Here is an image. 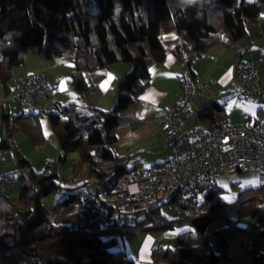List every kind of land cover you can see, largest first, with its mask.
<instances>
[{"label":"trees","instance_id":"16d2710c","mask_svg":"<svg viewBox=\"0 0 264 264\" xmlns=\"http://www.w3.org/2000/svg\"><path fill=\"white\" fill-rule=\"evenodd\" d=\"M264 16V0H0V85L3 98L13 91V70L23 63L27 54L46 61H72V83L78 94L87 92L83 73L128 63L131 68L120 80L117 100L107 112L93 109L82 113L75 103L56 105L55 111L30 109L11 115L3 110L0 120V150H11L17 164L20 191L18 201H0V254L10 264H127L123 251H111L116 235L76 232L66 225L54 224L41 199L63 187L74 191L60 204L74 205L85 184L69 186L57 183V173H37L16 149L13 137L22 132L33 147L43 144L40 119L47 114L50 128L57 138L64 161L70 152L78 154L74 174L88 167L87 176L100 184L94 193L108 190L117 177L129 170L126 162L114 157L110 146L116 132L127 119L119 116L141 88L146 86L152 61L163 57L162 36L176 28L185 33L193 46L183 39L171 43V52L186 64L200 59L215 45L233 46L248 39L247 23H257ZM245 50L237 51L239 58ZM11 82V85H10ZM196 120L207 129L227 123L226 108L217 99L207 101L196 113ZM135 170V169H134ZM238 171L240 169H237ZM14 175V174H12ZM221 189L204 194V215L192 220L198 240L187 244L178 235L174 249L156 247L150 264H230L229 240L238 231V220L244 213L257 228L249 241L248 264H264L261 240H264V185L246 187L238 193L241 211L228 216L227 225L214 231L216 246L207 238L213 218L227 206ZM56 206V210H57ZM178 219L162 216L159 209L124 227L144 228L165 226ZM104 230L114 229L107 224ZM17 250L9 251L13 248ZM43 261V262H41Z\"/></svg>","mask_w":264,"mask_h":264},{"label":"crops","instance_id":"0c3cea01","mask_svg":"<svg viewBox=\"0 0 264 264\" xmlns=\"http://www.w3.org/2000/svg\"><path fill=\"white\" fill-rule=\"evenodd\" d=\"M259 20L258 23L246 24L248 39H241L230 47L215 45L206 50L200 59L190 63L187 68L193 80L210 84V89L215 95L214 99L223 102L225 108L230 99L233 100L235 106L240 104L238 111H243V115L237 122L230 120V116L235 111L229 112L228 108H226L227 124L235 125L247 121L264 123L262 114L264 105L251 102L249 99H237L231 95V91L239 86V80L235 76L237 65L239 63H255L257 72H259L258 63L264 61V16L261 15ZM181 34H184L183 39L193 46V41L185 33ZM181 34L176 28L169 29L163 34V57L160 61L151 62L146 86L141 88L138 94L133 97L130 105L119 113V116L126 118L127 122L124 127L116 132L115 142L110 146V149L114 157L121 158L126 162L129 170L157 167L168 161L172 156V140L165 133L160 132L156 119L165 109L172 107L180 95L178 77L182 69L180 61L171 52V43L179 36H182ZM239 50H245L240 58L237 55ZM261 56L263 60L257 62V59ZM130 68L131 66L128 63L118 62L102 69L84 72L83 78L87 84V92L83 94H78L74 89L71 78V72L74 69L72 61L66 63L44 61L37 56L27 54L24 56L23 63L15 68V71L13 70V76H23L38 72L44 74L47 72L44 75L54 89L53 101L39 105L37 107L38 111H55L57 104L75 103L82 113L89 114L93 109L107 112L114 107L118 95V84ZM48 71H51L52 74ZM259 86L264 90V85H260V82ZM219 91H222L221 95H218ZM4 100L0 85V115L4 110ZM207 101L209 100L199 97L191 102L189 106L190 117L185 123V130L198 131L207 129L196 120L197 111ZM244 101L256 104V112L254 113L253 106H246L248 102ZM244 167L253 168L251 166ZM80 168L82 169V167ZM236 171L238 172V170ZM255 172L258 177L256 170ZM73 174L74 170L72 171ZM81 183H85L80 188L81 190L94 192L98 188L100 181L97 178L83 174L74 185ZM75 204L73 205L74 210ZM61 220V222L55 224L66 225L76 232L84 231L76 228L74 222H78V219L74 216V213H65L64 218ZM173 224L175 225V223ZM161 227L163 226L124 228L122 224H119L115 225L113 230L104 231L101 235H115L114 232L121 230V228L129 229L126 232L131 239L130 247H133L134 253H130L131 250L129 249H123L126 260L131 261L127 264H150L152 263V250L156 247H166L163 246L165 241L163 234L158 232L164 229ZM170 227L175 226L171 225ZM181 238L187 244L192 245L196 244L198 240V237L193 235H182ZM243 251L244 249H239V255L232 259V253L228 250L231 264H238L237 261L241 258ZM246 264L248 263L246 262Z\"/></svg>","mask_w":264,"mask_h":264},{"label":"built area","instance_id":"2783aa9c","mask_svg":"<svg viewBox=\"0 0 264 264\" xmlns=\"http://www.w3.org/2000/svg\"><path fill=\"white\" fill-rule=\"evenodd\" d=\"M186 59L184 55L180 61L179 98L156 119L160 132L172 140L171 158L157 167L120 174L108 190L98 193L80 190L75 204L79 220L87 219L94 212L103 228H107V224L119 225L120 216H129L127 224L132 225L156 209L167 212L170 205H176L180 217L192 221L204 215V194L217 188L218 175L244 166L253 167L260 184L264 185V123L247 121L235 125L226 123L215 129L185 130L191 102L199 97L215 98L209 83L193 80ZM262 60L261 56L257 62ZM235 76L239 86L231 95L264 105V90L259 86L255 63H239ZM12 85L14 98L20 104L27 103L32 112L38 111L39 105L53 101L54 89L41 72L13 76ZM221 93L219 91L218 95ZM3 162L0 154V167ZM58 165L57 158L43 162L45 173L52 172ZM79 179L80 175L76 174L63 180L62 185L69 186ZM14 181L12 174L0 173V201L10 198Z\"/></svg>","mask_w":264,"mask_h":264},{"label":"rangeland","instance_id":"374dc122","mask_svg":"<svg viewBox=\"0 0 264 264\" xmlns=\"http://www.w3.org/2000/svg\"><path fill=\"white\" fill-rule=\"evenodd\" d=\"M30 61V60H29ZM46 61V60H44ZM258 78L260 85H264V61L261 63H258ZM15 71V69H14ZM51 73V71H48ZM47 73V72H46ZM44 73V74H46ZM52 74V73H51ZM3 107L4 111L9 112L11 115L19 114L21 113L22 109L24 111H28V104L23 103L20 104L15 98L13 91L9 93L8 97L4 98ZM248 102V101H244ZM197 103V102H196ZM240 104H237L235 106L232 99L229 100L226 104V108H228V111L234 110L235 113H233L232 116H230V120L232 122H237L240 120L241 115H243V111H238V107ZM246 106H253L254 113L256 112V104L248 102ZM263 117H264V108H263ZM1 118V115H0ZM41 123V130L43 133V144H41L38 147L31 146L28 137L22 133V132H16L13 141L15 144L16 149L19 151V153L25 157L34 172L37 173H45L43 168V162L47 158H56L59 156L60 148L57 141L56 136L54 135L53 131L50 128L49 120L47 117V114H43V116L40 119ZM1 156L4 158V162L0 167V173L1 174H14V185L13 189L10 195V199L14 201H18L19 197V191H20V179L18 178L17 173V164L15 161V158L13 156V152L11 150H0ZM78 154L76 152H70L66 155V158L64 161L60 162L59 165L55 171L57 173L58 179L57 183L60 184V181L62 180H69L72 178V176L79 174L80 178L83 176V174L86 173L85 169L86 167L83 166L82 169L79 168L75 174L72 175L73 171V164L78 162ZM217 186L221 189V198L226 203V207L220 212L219 217L213 218L208 229H207V238L211 245L216 246V239L214 236V231L217 228L223 227L227 225V219L228 216H232L237 214L241 211V201H237V196L240 191H242L246 187H258L260 186L259 179L257 177V174L253 168L250 167H244L241 169V171L237 172H230L227 174H220L217 178ZM73 189H66L62 188L55 192H52L48 194L47 196L43 197L41 199L42 205L47 210L48 214L51 216L52 222L58 223L61 222L64 218V214H71L74 213V216L76 217V211L73 208V205H67L64 206L61 205L60 202L64 201V199L67 197L68 194L72 193ZM57 206V210H56ZM162 216L166 217L170 220L178 219L177 221L165 224V226L161 227L164 228L158 232L163 234V238L165 239L164 245L165 248H171L174 249L175 247L179 246L178 244V237L177 234H183V236H194L197 237V234L195 232V227L192 222H190V219L180 217V213L178 212V209L176 205H170L169 210L167 212L161 211ZM61 218V219H60ZM93 218V219H90ZM95 213L91 212L88 216V219L86 220H79L78 222H74L76 224L77 229H81L87 232V234H103L104 231H102L103 226L102 223L98 220H95ZM129 216H120L118 219L119 224H127L129 220ZM90 219V220H89ZM181 219V220H180ZM64 221V220H63ZM253 219L245 215L244 213L238 220V226L243 229V231H238V233L229 240V251L232 253V259H235V257L238 254L239 249H244L243 253L241 254V258L237 261L238 264H246L249 260V251L247 250V247L249 246V241L251 239V236H253L254 231L256 230V226L252 224ZM128 225V224H127ZM124 227V226H122ZM166 227V228H165ZM83 228V229H82ZM125 228V227H124ZM128 228V227H127ZM129 229H123L114 232L116 235V244L113 245L110 250L111 251H123V249H129L131 250L130 253H134L133 247H130L131 239L128 237V231ZM2 224H0V234L2 233ZM122 231V233H120ZM80 232V231H77ZM192 233V235H191ZM135 244V243H133ZM261 251L264 253V240H261ZM231 264V260L229 261ZM0 264H10L5 256L3 254H0ZM221 264H225L223 261Z\"/></svg>","mask_w":264,"mask_h":264}]
</instances>
